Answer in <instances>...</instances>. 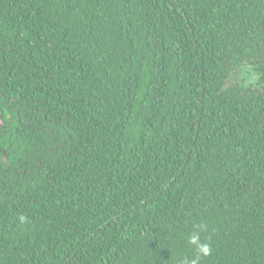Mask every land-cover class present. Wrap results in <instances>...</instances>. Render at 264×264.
Segmentation results:
<instances>
[{"label": "trees", "instance_id": "1", "mask_svg": "<svg viewBox=\"0 0 264 264\" xmlns=\"http://www.w3.org/2000/svg\"><path fill=\"white\" fill-rule=\"evenodd\" d=\"M200 225L264 264V0H0V264H182Z\"/></svg>", "mask_w": 264, "mask_h": 264}, {"label": "clouds", "instance_id": "2", "mask_svg": "<svg viewBox=\"0 0 264 264\" xmlns=\"http://www.w3.org/2000/svg\"><path fill=\"white\" fill-rule=\"evenodd\" d=\"M23 219V217L21 218ZM204 230V226H198V230L191 233L187 238V243L195 250V257L185 259L182 264H200L201 260L211 255V245L201 240L200 232Z\"/></svg>", "mask_w": 264, "mask_h": 264}]
</instances>
